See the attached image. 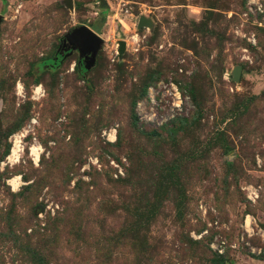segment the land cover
Listing matches in <instances>:
<instances>
[{
  "label": "rangeland",
  "instance_id": "1",
  "mask_svg": "<svg viewBox=\"0 0 264 264\" xmlns=\"http://www.w3.org/2000/svg\"><path fill=\"white\" fill-rule=\"evenodd\" d=\"M70 1L0 0V264H264V0Z\"/></svg>",
  "mask_w": 264,
  "mask_h": 264
},
{
  "label": "water",
  "instance_id": "2",
  "mask_svg": "<svg viewBox=\"0 0 264 264\" xmlns=\"http://www.w3.org/2000/svg\"><path fill=\"white\" fill-rule=\"evenodd\" d=\"M67 4L69 7H72V3L70 0H68ZM148 24L149 20L144 16H141L139 18L138 27ZM101 43L102 38L93 29H91L87 25H80L70 30L61 38L58 54L62 56L68 54L73 49H77L80 54V65H82L83 68L88 69L93 65L96 52L99 49ZM124 46L125 41H119V50L121 52L123 51ZM239 71V66L234 68V80H237L239 78Z\"/></svg>",
  "mask_w": 264,
  "mask_h": 264
},
{
  "label": "trees",
  "instance_id": "3",
  "mask_svg": "<svg viewBox=\"0 0 264 264\" xmlns=\"http://www.w3.org/2000/svg\"><path fill=\"white\" fill-rule=\"evenodd\" d=\"M92 28L94 29H97V26L96 25H92ZM58 52L55 54V56H53L52 58L51 57H47L44 61V65H57L58 62L60 61L59 59H61V55H59ZM58 56V57H57ZM220 263H222L223 261L220 260L219 261Z\"/></svg>",
  "mask_w": 264,
  "mask_h": 264
},
{
  "label": "built area",
  "instance_id": "4",
  "mask_svg": "<svg viewBox=\"0 0 264 264\" xmlns=\"http://www.w3.org/2000/svg\"><path fill=\"white\" fill-rule=\"evenodd\" d=\"M253 1V0H252ZM21 136L22 135H17L16 137H15V140L14 141H18L19 142V140H21Z\"/></svg>",
  "mask_w": 264,
  "mask_h": 264
},
{
  "label": "bare ground",
  "instance_id": "5",
  "mask_svg": "<svg viewBox=\"0 0 264 264\" xmlns=\"http://www.w3.org/2000/svg\"><path fill=\"white\" fill-rule=\"evenodd\" d=\"M34 150H35V149H34ZM14 157H15V156H14ZM12 181H13V184L15 185V183H16V179H13Z\"/></svg>",
  "mask_w": 264,
  "mask_h": 264
},
{
  "label": "flooded vegetation",
  "instance_id": "6",
  "mask_svg": "<svg viewBox=\"0 0 264 264\" xmlns=\"http://www.w3.org/2000/svg\"><path fill=\"white\" fill-rule=\"evenodd\" d=\"M64 53H66V52H64ZM64 53H63V54H64ZM58 56H59V55H58ZM58 56H57V57H58ZM60 58H61V57H60ZM81 67H82V65H81Z\"/></svg>",
  "mask_w": 264,
  "mask_h": 264
}]
</instances>
